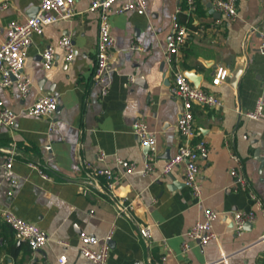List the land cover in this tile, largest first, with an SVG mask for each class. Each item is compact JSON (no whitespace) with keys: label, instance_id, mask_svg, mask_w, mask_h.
<instances>
[{"label":"crops","instance_id":"1","mask_svg":"<svg viewBox=\"0 0 264 264\" xmlns=\"http://www.w3.org/2000/svg\"><path fill=\"white\" fill-rule=\"evenodd\" d=\"M91 1L77 0V14L72 19L56 22L47 26L44 34L33 36L23 70L32 84L26 97L16 85H0V108L18 113L14 127L0 126V148L17 145L10 170L0 156V205L38 225L49 238L44 248L32 251L0 218V264H59L62 255L67 257L66 264H94L80 254V235L104 237L112 226L115 232L108 264H149L152 256L164 250L162 240H167L172 250L167 264H264L263 213L258 211L256 221L249 222L241 234L234 223L235 211L256 208L252 193L264 203V163L255 155L260 148L264 157V117L254 120L246 116L264 91V54L256 30L264 22V0H239L238 19L225 27L216 25L220 15L211 0H196L197 11L190 17L197 27L191 30L178 65L189 76L199 78V87L217 93L223 101L219 108L194 109L200 132L197 139L208 144L201 160V199L185 185L183 167L162 174L180 142L177 124L182 103L172 94L173 68L165 51L173 16L184 1L147 0L145 14L112 13L115 70L108 79L106 95L93 80L99 22L97 14L89 11ZM2 2L0 45L6 41L8 23L30 18L42 0H9L7 9L2 8ZM179 16L181 21L190 19L184 13ZM65 35L73 38L75 58L68 62L64 51L57 49L54 66L45 69L43 52ZM137 42L141 50L132 47ZM220 67H226L230 75L224 83L213 85ZM132 75L135 82L130 84ZM43 94L59 98L53 118L28 113ZM137 119L146 121L157 135L153 147L142 146L133 133ZM53 124L55 130L50 131ZM100 150L109 154L110 165L115 156L143 165L147 155L155 153L156 171L151 176L134 174L119 181L114 198L96 188L81 191L82 162L95 160ZM30 161L44 165L52 177L44 178L29 166ZM233 168L246 177L249 188L244 189L234 178ZM9 178L16 179L17 185L12 186ZM119 197L134 200V220L117 216L115 199ZM209 209L220 212L214 222L218 240L204 247L190 242V250L183 252L185 233ZM140 224L152 227L150 245L137 236ZM224 255L226 263L221 261Z\"/></svg>","mask_w":264,"mask_h":264},{"label":"built area","instance_id":"2","mask_svg":"<svg viewBox=\"0 0 264 264\" xmlns=\"http://www.w3.org/2000/svg\"><path fill=\"white\" fill-rule=\"evenodd\" d=\"M77 0H42L40 10L34 17L24 21L11 20L6 29L7 38L0 45V85L2 88L17 86L23 97H26L31 90V81L23 74L25 63L28 57V49L33 41L34 35L44 34L45 28L61 20H70L76 13ZM184 5L178 7L173 16L171 34L167 43L165 57L166 61L173 68L174 83L172 94L182 103V110L177 124V136L179 146L177 152L169 158L162 169L164 176L170 175L177 168L183 167L184 183L191 189L193 195L201 199L203 194V183L201 179V160L208 152V144L205 139H197L200 132L197 129L194 109L196 106L206 108H219L223 101L221 97L210 90L196 86L188 73L178 65L179 56L186 46L191 30L187 24L180 20V14L184 13L188 18L195 15L197 11L196 0H183ZM239 0H211L215 11L220 15L216 19L217 26L225 27L227 24L235 22L239 17ZM118 5V6H116ZM10 6L9 0H3L2 8ZM148 9L147 0H92L89 8L90 12L97 14L99 22V36L97 43V62L93 75L94 83L102 86L101 93L106 95L109 90L108 79L115 70L112 64L113 52L116 47V38L112 32L111 15L113 12L120 14L127 12H138L145 14ZM256 30L260 34V51L264 54V22H261ZM136 50H141L140 44L134 43L132 46ZM57 49L65 53L66 60L72 61L77 49L73 38L70 35L63 36L56 45L48 47L42 55L43 66L51 69L57 58ZM230 75L226 67L218 68L212 83L220 85L224 83ZM135 82V76H130L129 83ZM59 108V98L54 94H43L28 109L32 116L42 118H53ZM248 118L261 120L264 117V91L259 96L253 110L246 113ZM18 121V113L10 108H0V126L14 127ZM55 130L53 124L50 131ZM132 130L142 146L153 147L157 142V135L150 129L148 123L137 119L132 125ZM17 155V145L11 143L8 148H0V156L4 157V167L10 170L13 167L15 156ZM109 154L100 150L95 160L85 159L82 162L83 181L80 185L81 191L96 188L100 193L108 198L116 195V185L119 181L127 179L134 174L151 176L156 171V154L150 153L143 165L135 161L115 156L113 164H108ZM239 163L240 159L235 156ZM29 166L36 169L44 178L50 179L38 161H30ZM231 174L244 189L249 188V182L245 176L239 174L237 168L231 170ZM12 186L17 185L16 179L9 178ZM14 194V189L9 191V195ZM255 209L251 211H235L234 223L238 234L244 230L247 223L255 222L257 212L264 215V203L254 193ZM116 213L118 217L134 220V200L119 197L115 199ZM94 211H92L93 213ZM220 212L216 210H206L204 218L198 220L186 233L182 244L183 252L190 250V242L204 247L208 242L218 240L219 235L214 230V222L219 218ZM0 218L9 225L18 240L26 242L32 251L44 248L48 243V236L36 224L31 223L18 216L12 209L0 205ZM115 226L109 230L104 237L83 232L80 235V254L94 264H108L112 251V240ZM140 240L148 245L152 243V227L149 224H140L137 232ZM60 244L67 246L68 242L60 240ZM161 245L164 250L158 256H152L149 264H167L171 254V248L167 240H162ZM222 262H227L224 255ZM59 264H66L67 257L62 255ZM215 264V263H212Z\"/></svg>","mask_w":264,"mask_h":264},{"label":"water","instance_id":"3","mask_svg":"<svg viewBox=\"0 0 264 264\" xmlns=\"http://www.w3.org/2000/svg\"><path fill=\"white\" fill-rule=\"evenodd\" d=\"M40 10V7H37L32 13H31V17H34L38 14ZM190 77L195 81V84L198 86L200 84V80L197 76H195L194 74H190ZM147 148H151V146H146ZM255 155L256 158L260 159L263 163H264V157L261 156V150L260 148H256L255 150ZM174 185H176V183H174ZM248 224V223H247ZM246 224V225H247ZM245 225V226H246ZM251 225V224H250Z\"/></svg>","mask_w":264,"mask_h":264},{"label":"trees","instance_id":"4","mask_svg":"<svg viewBox=\"0 0 264 264\" xmlns=\"http://www.w3.org/2000/svg\"><path fill=\"white\" fill-rule=\"evenodd\" d=\"M185 22V24H187L188 25V27L190 28V30H194L197 26L194 24V20L192 19V18H190L189 20H185V19H183L182 20V22ZM42 167H43V170H44V172L47 174V175H49L50 177H52L51 176V174H49V172H47V169H46V167L44 166V165H42Z\"/></svg>","mask_w":264,"mask_h":264}]
</instances>
